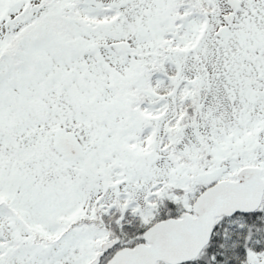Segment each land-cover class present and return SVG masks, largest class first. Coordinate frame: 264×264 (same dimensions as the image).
I'll return each mask as SVG.
<instances>
[{"label": "snow or ice", "instance_id": "snow-or-ice-1", "mask_svg": "<svg viewBox=\"0 0 264 264\" xmlns=\"http://www.w3.org/2000/svg\"><path fill=\"white\" fill-rule=\"evenodd\" d=\"M0 264H264V0H0Z\"/></svg>", "mask_w": 264, "mask_h": 264}]
</instances>
